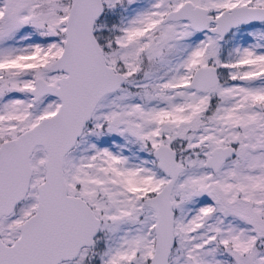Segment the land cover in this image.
I'll return each instance as SVG.
<instances>
[{
  "label": "snow or ice",
  "instance_id": "6c2138e0",
  "mask_svg": "<svg viewBox=\"0 0 264 264\" xmlns=\"http://www.w3.org/2000/svg\"><path fill=\"white\" fill-rule=\"evenodd\" d=\"M0 264H264V0H0Z\"/></svg>",
  "mask_w": 264,
  "mask_h": 264
}]
</instances>
